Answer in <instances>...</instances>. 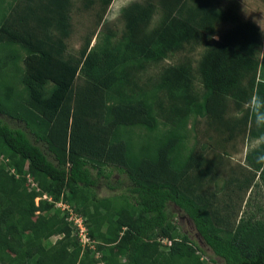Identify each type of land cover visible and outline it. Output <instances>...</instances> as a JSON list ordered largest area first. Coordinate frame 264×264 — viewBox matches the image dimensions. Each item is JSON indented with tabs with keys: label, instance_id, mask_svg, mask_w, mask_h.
<instances>
[{
	"label": "trees",
	"instance_id": "1",
	"mask_svg": "<svg viewBox=\"0 0 264 264\" xmlns=\"http://www.w3.org/2000/svg\"><path fill=\"white\" fill-rule=\"evenodd\" d=\"M112 2L14 0L3 7L0 156L14 173L0 161V264H205V250L173 221L170 205L223 264H264V221L242 211L256 179L264 193L260 153L245 157L244 171L226 172L227 151L207 159L204 147L187 152L184 145L197 118L230 141L246 138L254 116L249 100L264 97L257 80L262 34L236 12L215 9L212 0H133L120 10L118 27L106 19ZM76 3L91 12L94 25L68 62L70 87L40 98L31 83L37 77L28 70L26 82L20 79L23 91H16L9 71L17 70L19 50L43 63L63 54L59 35L72 26ZM223 24L231 26L222 31ZM192 45L204 49L195 68L188 59L163 67L148 79L149 88L136 79L148 64ZM32 98L41 109L28 106ZM129 127L154 133L153 140L134 144L125 137ZM114 172L125 176L126 186L124 179L108 183L114 194L99 196V183ZM27 176L40 192L32 191ZM219 180V194L209 192ZM43 193L51 201L35 204ZM63 193L60 201L85 219L95 251L81 245L67 213L54 208ZM53 236L59 239L46 246Z\"/></svg>",
	"mask_w": 264,
	"mask_h": 264
},
{
	"label": "rangeland",
	"instance_id": "2",
	"mask_svg": "<svg viewBox=\"0 0 264 264\" xmlns=\"http://www.w3.org/2000/svg\"><path fill=\"white\" fill-rule=\"evenodd\" d=\"M14 0H3V4L1 6L0 3V19L2 11L4 10L3 7L7 8L8 5ZM131 1L133 0H113L111 3V6L109 8V11L106 15L107 21L112 23L115 26L120 27L121 23L119 22V13L122 8L127 6ZM79 6V3H76L75 9L72 13V26L68 30L67 35H59L62 39L66 50L63 54L58 55H48V61L47 62H39L37 56H33L31 58H28L25 56L24 52L22 50H19V54L21 56L18 64H17V70L12 68L9 73L13 74V85L16 91H23V85L24 82H26L27 72L28 70L32 75H35L37 79H34L31 81L33 85L34 92L40 96V98H49L51 97V94H49L50 90L53 88L58 91L59 95H63L66 90L70 87V83L68 82L71 78L69 76V71L67 69L68 62L71 64L72 60L70 57H74L75 54L78 53L79 48L82 44V37L93 27V16L91 12L79 10L76 9ZM263 6H255V4H252L251 6H248L246 8L243 7L242 16L241 19L244 18V14H246L248 17L252 15V10L259 9ZM262 10H260L261 12ZM159 15H156L155 19H158ZM154 19V20H155ZM101 38V35H96L92 42L91 46H94L96 43L99 42V39ZM202 46H188L185 48L183 52H178L174 55H171L168 57L165 61L158 63V64H148L146 66V70L137 75L136 79L140 84L147 83V88H149L150 84H148V81L151 79L157 78L160 70L163 67L169 66V65H175L181 62H184L186 59L190 60L193 67L195 68L197 65V61L199 60L202 52H203ZM6 53V50L3 48H0V57L4 56ZM260 61L261 63L264 61V49H261L260 53ZM67 62V63H66ZM8 70V68H7ZM264 70V69H263ZM262 75H264L263 72H261ZM67 77L69 79L67 80ZM20 79L22 80L20 82ZM149 79V80H148ZM258 82L264 84V77L258 76ZM12 83V80H10ZM29 83V82H28ZM195 88L196 91L202 92V86L199 82V79H195ZM30 100V99H29ZM28 106L30 105L31 108L34 110H37L38 108L41 109L40 102L35 101L34 98H32L30 101L27 100ZM236 115V114H232ZM9 124L13 127H17L20 124L13 121H8ZM196 129L189 130L188 138L185 142V147L187 149V152L192 150L193 148H196L197 150H201L202 147L205 148V157L207 159H212L219 155V153H223L227 151L228 155L230 156V159L225 161L226 165V172L228 167L234 168L236 171H244L245 166H249L247 163V160H245V157L249 154L252 156L254 151L259 152L260 155H264V143H262V140H264V129L258 128L255 122V116L251 117L249 121V127H248V134L244 140L241 138L235 139L230 141L228 139L227 133L222 131L221 129H218L216 125L211 126L206 118H197L196 119ZM193 126V119L190 120L189 123V129ZM160 130H164L163 127H160ZM125 137H129L132 139L134 144H137L140 141H144L148 143L149 141L153 140L154 133L150 134L145 129L141 127H129L125 128ZM252 141V143H250ZM186 152V153H187ZM185 153V151H184ZM185 153V154H186ZM263 153V154H262ZM257 155V154H256ZM0 161L4 166V169L9 171L10 173H14V170L8 166V159H4L2 156H0ZM262 169H264V165L261 166V169L258 170L257 173H259ZM225 172V171H224ZM225 172V173H226ZM224 173V174H225ZM123 180V186H126L127 181L125 176L119 175V173L114 172L112 174V177L109 181H105L102 179V181L99 183L97 187V193L99 196L104 197L108 195L114 194L107 188V184L110 183L111 185H115V182L119 180ZM28 181V180H27ZM256 183L258 186H254L249 196L247 195L248 204L242 208V211L244 212L245 216L254 215L257 219H262L264 221V193L261 188L260 179H256ZM28 184V183H27ZM37 184V183H36ZM30 188L32 191H36V187H32L29 183ZM222 185V180H219L218 183L212 187V189H209V192H218L220 187ZM40 192V191H39ZM121 192V190L117 191L116 193ZM67 196V194L63 193L60 196V199L63 200L64 196ZM41 196V195H40ZM43 196H47V200H51L50 196L46 195L45 193L42 194ZM65 196V197H66ZM41 197V199H42ZM246 199V200H247ZM43 200V199H42ZM65 200V199H64ZM68 200V198H67ZM39 201V198H35V204H37ZM60 204V203H59ZM56 210H60L59 206H54ZM170 209L172 210V214L174 215L173 221L177 224V226L180 228V230L187 234L188 237L196 242L203 250H205L206 253L201 254L202 260L205 264H223V260L218 257H213L211 254V251L208 250L202 240L200 239L199 235L197 234L193 223L180 211L177 207L174 205H170ZM59 237L53 236L50 238L49 241L45 242V245H51L54 243ZM92 251V250H91ZM94 256V254L92 253ZM209 256H212L214 261L210 259ZM95 257V256H94ZM96 258V257H95Z\"/></svg>",
	"mask_w": 264,
	"mask_h": 264
},
{
	"label": "crops",
	"instance_id": "3",
	"mask_svg": "<svg viewBox=\"0 0 264 264\" xmlns=\"http://www.w3.org/2000/svg\"><path fill=\"white\" fill-rule=\"evenodd\" d=\"M213 7L215 9H223V10H231L233 12H236L238 15V18L242 22H251L256 25V27L259 29L260 33L262 34V49H264V0H212ZM252 4H255V6H263L259 9H256L255 11L252 10V15L248 17L246 14H244V18L241 19L243 7L246 8L248 6H251ZM248 8H246L247 10ZM260 10H262L260 12ZM230 24H223L221 26V30L224 31L227 28H229ZM214 40H218L219 36L216 35L213 37ZM264 61L261 63L260 61V67L258 71V76H263L261 72L264 73ZM258 79V77H257Z\"/></svg>",
	"mask_w": 264,
	"mask_h": 264
},
{
	"label": "built area",
	"instance_id": "4",
	"mask_svg": "<svg viewBox=\"0 0 264 264\" xmlns=\"http://www.w3.org/2000/svg\"><path fill=\"white\" fill-rule=\"evenodd\" d=\"M27 180L31 184L32 187H36L37 184L32 182L29 176H27ZM35 190H37V192L39 191L37 188H35ZM38 198L39 200L41 199V197H38ZM46 198L47 196L42 197L43 200H47ZM47 201H51V200H47ZM57 205L59 206L61 211H64L67 213L68 222L72 223V225L75 227V232H77V237L81 245L87 246L90 250L95 251L94 243L88 237L87 227H86L87 225H86L85 219L82 216H80L78 213H76L69 204L64 203V202H57L55 203V206ZM161 243L166 246H170L171 244L169 240H162ZM95 257L96 259H98L100 257L99 253H95ZM98 264H103V263H98Z\"/></svg>",
	"mask_w": 264,
	"mask_h": 264
},
{
	"label": "clouds",
	"instance_id": "5",
	"mask_svg": "<svg viewBox=\"0 0 264 264\" xmlns=\"http://www.w3.org/2000/svg\"><path fill=\"white\" fill-rule=\"evenodd\" d=\"M250 109L255 116V122L258 128L264 129V97L259 94L250 98L249 100ZM252 143V141H250ZM264 143V140H262ZM256 163L264 165V155L256 157Z\"/></svg>",
	"mask_w": 264,
	"mask_h": 264
}]
</instances>
